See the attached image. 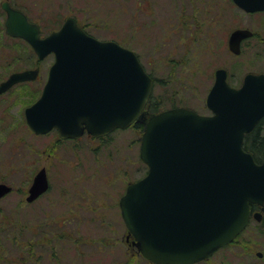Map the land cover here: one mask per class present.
<instances>
[{
    "label": "water",
    "instance_id": "1",
    "mask_svg": "<svg viewBox=\"0 0 264 264\" xmlns=\"http://www.w3.org/2000/svg\"><path fill=\"white\" fill-rule=\"evenodd\" d=\"M254 10L264 0H234ZM6 31L28 40L45 58L54 53L40 98L26 108L35 133L56 128L62 138L85 131L102 136L145 120L140 158L148 172L130 183L119 205L128 235L139 253L155 264H194L232 243L253 215H264V160L244 148L245 135L264 117V74L249 73L239 87L220 67L204 114L175 106L146 116L154 79L137 53L115 40L87 33L73 16L59 29L40 35L37 24L4 2ZM251 35L237 29L229 48ZM34 71L13 74L0 91ZM49 189L47 170L34 176L26 197L31 202ZM13 190L0 182V199ZM258 256H263L261 251Z\"/></svg>",
    "mask_w": 264,
    "mask_h": 264
},
{
    "label": "rangeland",
    "instance_id": "2",
    "mask_svg": "<svg viewBox=\"0 0 264 264\" xmlns=\"http://www.w3.org/2000/svg\"><path fill=\"white\" fill-rule=\"evenodd\" d=\"M2 1L0 64L10 65L0 67V77L8 70L28 65L30 61L21 58L30 59L31 52L24 46L25 41L6 35ZM10 1L38 20L44 34L59 27L68 15H75L94 36L113 39L133 49L146 70L157 78L153 94L162 100V109L187 106L210 113L206 96L215 70L226 67L230 75V12L238 14L230 0ZM237 21L238 17L231 22ZM233 59L235 77L231 82L235 83L250 66L245 54ZM53 61L54 55L43 59L44 79ZM30 101L29 96H23L18 105L8 106L4 114L0 112V182L15 187L14 192L0 200V221L5 219L4 214L24 224L43 221L45 215L65 217L62 227L69 234L57 245L63 249L60 253L64 254V262L152 264L142 255L131 258L123 240L127 228L119 207L127 183L147 170L140 159L142 132L133 127L116 130L108 144L86 136L61 141L50 156L49 149L58 134L52 131L37 137L28 130L23 111ZM42 166L48 169L51 188L40 200L28 205V187H24L30 185ZM6 234L17 240L36 237L22 236L14 229ZM5 240V235H0L4 254L16 253V240L2 242ZM40 264L49 262L43 260ZM197 264H264V221L253 218L235 242Z\"/></svg>",
    "mask_w": 264,
    "mask_h": 264
},
{
    "label": "flooded vegetation",
    "instance_id": "3",
    "mask_svg": "<svg viewBox=\"0 0 264 264\" xmlns=\"http://www.w3.org/2000/svg\"><path fill=\"white\" fill-rule=\"evenodd\" d=\"M4 2H7L11 7L15 8L17 10L22 11L27 16V18L29 19L30 22L37 24L38 27H39V29H40V35L41 36H45V35L49 34L51 31L56 30V29H59L62 26V24L64 23L65 19L68 16L75 17L77 19L78 24L87 33L91 34L86 29V27L83 26V24H81L79 22V19L75 15H68L64 19V21L62 22V24L59 27L54 28V29H51V31H49L47 34H44L43 33V30H42V25H41V23L38 20L33 19L31 17V15L27 11H25L23 8H21L20 6H18L16 4H12L10 0H3L1 2V7L4 9V11L6 13V18L4 20V31H5L6 35H8L11 38H18L20 40L25 41L24 46H27L28 49L31 52L28 55L30 59H23V58H21V60H29L30 63L28 65L27 64L22 65L21 68L13 69L11 71L10 70L6 71L5 74L2 77H0V86H1V84L3 82L8 81L10 79V77L13 74H15V73H21V72H25V71H31V72L34 71V74L33 73H30L25 79H21V80L14 81L6 89H4L3 91H0V112H2V114H4L3 112L5 111V109H7L8 106L10 107L12 105H18L20 99L23 96H29L31 98V101L26 106H24V111H23L25 123H26V125L28 127V130L32 134H34V136H37V137L47 135V134H49L52 131H56L57 134H58V140L55 142L54 145H51V148L49 149L50 150V152H49L50 156L53 154V151H55V149H53V147L56 148L58 146V143L59 142H61V141L62 142H66V141H69V140H75L76 141L78 139H81L83 136H86V137H88V138H90L92 140H98V141L102 142L101 144H106V143L108 144L109 143L108 141L112 138V135L111 134L114 131L121 130V129H125V128H116V129L112 130L111 132H109L108 134L102 135V136H97V135H94V134L89 133L88 131H85L78 138H74V137L62 138L56 128L51 129L47 133H39V134L33 132L29 128V126L27 124V120H26V108L29 107V106H31L34 102H36L40 98V96L42 95V92H43V89H44V85H45V83H46V81L48 79L49 70H48V75L44 79L43 74H42V62H43V59L44 58L40 57V55L34 49L33 45L28 40H26L25 38L20 37V36H13V35L9 34L6 31L7 11L3 7ZM230 2H232L233 5H234L233 6V10L234 11L236 10L238 12V14H235L233 12H230V36L237 29H248L249 31H251V35L250 36L245 37V38H243L241 40V43H240L241 51H240V53H235L234 51H232L230 49V75H229V70L226 67H223V68H225L227 70V74H228L227 80H228V82L232 86L239 87L243 83L244 78H245V76L247 74H249V73H253V74H264V7L257 8V9H254V10H247V9L241 7L240 5H238L234 0H230ZM236 17H238V21L236 23H233L232 24L231 21L234 20V19H236ZM91 35H93V34H91ZM243 54H245V56H246L245 62L247 63V65L250 66V68H248V70L242 76V78H241L240 81H237L235 83H232L231 82V79L233 77H235V74L232 72L233 68L235 67L234 59L232 60V58L239 57V56H241ZM49 55H54V54H49ZM3 60H5V59H3ZM9 65H10L9 63L7 65L6 64H3V65L0 64V67L1 66L6 67V66H9ZM51 65H50V67H51ZM50 67H49V69H50ZM216 70H215V72H216ZM215 72H214L213 82H212L211 87L213 86V84L215 82V78H216ZM211 87L209 88V91H210ZM209 91H208V93H209ZM208 93H207V95H208ZM159 112H161V110L158 111V112H156V113H159ZM156 113H150V112L147 111L146 112V116H147V118H149L152 114H156ZM138 122H142L144 124V126H145V120L138 121ZM137 123H134L133 125L129 126L128 128H132V127L135 128L134 126ZM143 129H144V127H143ZM143 129L141 130V132H143ZM137 141H138V139H137ZM36 151H38L37 148H36ZM23 161L24 162L28 161L27 160V157H25ZM42 167H45L46 168L47 174H48L47 167L46 166H42ZM33 179H34V177H33ZM33 179L31 181L30 185L32 184ZM48 179H49V189L46 191L47 193H48V191L51 188V182H50L49 174H48ZM136 180H133V181L128 182L127 185H126V188H127V186L130 183H132V182H134ZM5 183H7V182H5ZM7 184H9V183H7ZM9 185H11L13 187V190L10 193H8L6 196H8L9 194H11L15 190V187L12 184H9ZM30 185L24 187V189H26L28 187L27 188V191H26V195H25V203L28 204V205L37 202L46 193L45 192V193L41 194L38 198H36L35 200L29 202V201H27L26 197L28 195ZM126 188H125V191H126ZM123 194L121 193L120 198H121V196ZM6 196H4V197H6ZM3 198H1V199H3ZM120 198H119V201H120ZM49 207L51 208L52 205H50ZM119 207H120V205H119ZM258 210H260V209H257L256 211H258ZM120 213H121V209H120ZM121 216H122V214H121ZM263 217H264V215L262 216V219L259 222L263 221ZM253 218H254V215L251 216L250 222H251V220ZM37 223H38V220H37ZM236 239L233 242H235ZM123 240H125V242L127 244V248H129V251L128 252L131 255V258L134 257V256L142 255V254L139 253L137 246L133 243L134 237L132 235H128V233H126L124 235ZM36 255H38L39 257H42L44 255V252H36ZM41 262H42V260L40 261V263Z\"/></svg>",
    "mask_w": 264,
    "mask_h": 264
},
{
    "label": "trees",
    "instance_id": "4",
    "mask_svg": "<svg viewBox=\"0 0 264 264\" xmlns=\"http://www.w3.org/2000/svg\"><path fill=\"white\" fill-rule=\"evenodd\" d=\"M154 80L156 82L157 78L154 77ZM161 104L162 100L152 93L146 110L150 113H156L162 110ZM134 127L141 131L144 124L138 122ZM244 148L252 152L258 162L264 160V117L251 132L245 135ZM146 172L147 170L145 173ZM259 208L258 205L251 204L252 211ZM44 213L46 214L47 212L44 211ZM4 215L5 219L0 221V235H5L6 239L9 241L5 240L2 242L6 243L16 240V245L14 246H16L17 252L4 254L0 249V264H40L41 260H44V263L49 262V264H72L71 262L63 261V259H65L63 258L64 254L60 253L63 249H58L57 247L58 244H62L65 241L64 238L69 234L67 231L68 229L64 228V226L62 227V224L65 222V217L60 218L45 215L43 221H38V223L37 221H32L29 224H24V221H15L11 216L9 218L6 214ZM13 229L22 236L25 235L28 237V235H36V237H29V239L19 238V240H17V238H11L14 235L6 234V232ZM36 252H44L45 254L42 257H39L36 255Z\"/></svg>",
    "mask_w": 264,
    "mask_h": 264
}]
</instances>
